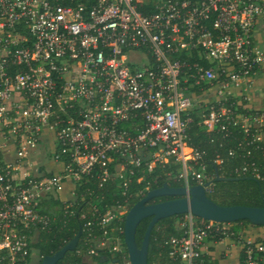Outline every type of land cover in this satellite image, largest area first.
<instances>
[{
	"label": "built area",
	"instance_id": "2783aa9c",
	"mask_svg": "<svg viewBox=\"0 0 264 264\" xmlns=\"http://www.w3.org/2000/svg\"><path fill=\"white\" fill-rule=\"evenodd\" d=\"M263 26L264 0H0V264H30L60 203L70 216L90 184L126 189L159 170L96 218L103 236L84 224L87 254L107 248L130 264L123 230L106 237L130 200L162 175L187 188L210 179L188 145L193 120L261 140L264 110L246 102L264 72ZM235 174L262 176L248 160ZM180 218L183 234L168 239L179 264H204L207 240L225 244L222 259L264 264V234Z\"/></svg>",
	"mask_w": 264,
	"mask_h": 264
},
{
	"label": "trees",
	"instance_id": "16d2710c",
	"mask_svg": "<svg viewBox=\"0 0 264 264\" xmlns=\"http://www.w3.org/2000/svg\"><path fill=\"white\" fill-rule=\"evenodd\" d=\"M264 131V128H262ZM189 147L203 152V158L206 163V171L210 179L215 177V171L222 176L239 177V179H228L214 181L207 190V195L215 202L222 205L243 204L252 206L264 205V141H256L255 143L245 145V134L238 127H230L228 132L223 130L208 131L202 125L197 123V119L193 120L189 125ZM243 141V145L239 147V142ZM232 150V152H230ZM216 160V162H215ZM219 160V162H218ZM254 161L261 172V177L256 178L251 175L237 176L235 168L240 166L244 161ZM165 170H169L165 168ZM164 170V171H165ZM163 173V172H162ZM160 174L159 170H155L152 174L143 177V180L132 185L126 189L121 187L120 181L111 179L105 182L101 187L97 183L90 184L88 193L85 198L78 204L73 206V213L68 217H62L64 211V204L60 203L58 217L56 219V226L49 232H40L38 238L32 243V248L39 254V264L44 255H50L60 249L70 239H72L78 232L79 225L82 226V235L79 239L75 250L67 251L62 259L56 264H86L84 256L86 248L89 244L86 235L84 224L87 219H92L93 223L90 225L92 233L96 236H103V230H99L96 224V218L103 213L108 207L114 203L115 200L122 201L124 193H135L143 188L147 179H152ZM164 182H168L172 186H178L180 183L174 181L172 178L162 175L157 178L152 187L161 186ZM142 197L141 194L130 200L129 207H131L138 199ZM161 197L156 198L158 201ZM162 198H170L163 196ZM161 198V199H162ZM86 213L87 218H82L81 214ZM93 215V217H92ZM183 214L170 216L159 220L153 227L149 249H148V264H179L178 261L170 258L168 252L170 245L168 239L171 236H181L183 230L178 227L175 220ZM200 220L199 217H195ZM150 220V217L143 218L136 229V241L138 245L141 244L145 229ZM123 222L113 221L110 226H107L106 237H110V227L114 223L123 230ZM233 229L238 230L242 226H255L248 220H238L232 222ZM91 233V235H93ZM121 243L124 248V253L127 255L125 243L123 241V232L119 234ZM117 256H112L107 248L99 250V254L92 256L96 264H109L116 259ZM204 264H217V260L210 257H204Z\"/></svg>",
	"mask_w": 264,
	"mask_h": 264
},
{
	"label": "water",
	"instance_id": "95a60500",
	"mask_svg": "<svg viewBox=\"0 0 264 264\" xmlns=\"http://www.w3.org/2000/svg\"><path fill=\"white\" fill-rule=\"evenodd\" d=\"M239 179V177L222 176L215 171V177L203 185L172 186L164 182L161 186L148 190L126 212L123 222V241L126 246L130 264H148V249L152 229L161 219L191 213L195 217L215 222H236L248 220L255 226L264 225V205L252 206L243 204L222 205L212 200L206 187L214 181ZM169 196L162 201H154L158 197ZM150 217L141 244L136 241V229L143 218ZM82 235L79 225L75 236L60 249L50 255H44L40 264H56L67 251L75 250Z\"/></svg>",
	"mask_w": 264,
	"mask_h": 264
},
{
	"label": "crops",
	"instance_id": "0c3cea01",
	"mask_svg": "<svg viewBox=\"0 0 264 264\" xmlns=\"http://www.w3.org/2000/svg\"><path fill=\"white\" fill-rule=\"evenodd\" d=\"M250 100L247 105L253 109L264 110V72L259 73L250 88L249 93ZM261 140L264 141V131L261 133ZM225 248V244L223 243H216V241L207 240L203 246V251L205 252L206 256H210L214 259L217 258L218 264H226V258H221L220 254L221 251ZM33 254H35V260L32 259ZM230 259V258H229ZM30 264H39V254L36 250H33L31 254ZM95 261L90 262L89 264H95ZM87 264V263H86ZM109 264H120L116 262L114 259Z\"/></svg>",
	"mask_w": 264,
	"mask_h": 264
},
{
	"label": "rangeland",
	"instance_id": "374dc122",
	"mask_svg": "<svg viewBox=\"0 0 264 264\" xmlns=\"http://www.w3.org/2000/svg\"><path fill=\"white\" fill-rule=\"evenodd\" d=\"M257 39H258V42L261 44V46L264 47V26L259 28V30L257 31ZM67 185H68L67 183L64 184L65 187H67ZM180 221H181V218L178 217L175 220V223L178 225L180 223ZM247 228H248L249 233H251V234H262V235L264 234V225L263 226H249ZM32 259L33 260L36 259L35 254H33ZM84 260H85V263H87V264L94 261L92 256L89 254H86L84 256ZM225 263L226 264H235V260H232L231 258L229 259V257H227V259L225 260Z\"/></svg>",
	"mask_w": 264,
	"mask_h": 264
},
{
	"label": "flooded vegetation",
	"instance_id": "af4514ba",
	"mask_svg": "<svg viewBox=\"0 0 264 264\" xmlns=\"http://www.w3.org/2000/svg\"><path fill=\"white\" fill-rule=\"evenodd\" d=\"M162 197H163V196H162ZM162 197H161V198H162ZM165 197H168V196H165ZM161 198H160L158 201H162V200H165V199H166V198H162V199H161Z\"/></svg>",
	"mask_w": 264,
	"mask_h": 264
}]
</instances>
